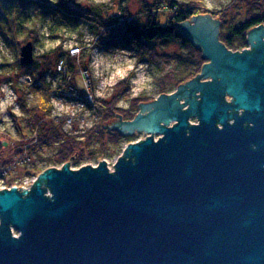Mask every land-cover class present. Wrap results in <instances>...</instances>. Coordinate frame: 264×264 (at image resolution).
<instances>
[{"label":"water","instance_id":"95a60500","mask_svg":"<svg viewBox=\"0 0 264 264\" xmlns=\"http://www.w3.org/2000/svg\"><path fill=\"white\" fill-rule=\"evenodd\" d=\"M220 25L210 13L177 24L209 62L173 93L140 103L133 119L117 114L121 121L106 124L152 133L130 143L114 171L104 161L67 163L31 190H0V264H264V170L242 153L264 150V121L229 124L214 94L228 84L243 117L262 116L264 24L247 32L252 50L241 51L220 40ZM34 61L28 41L20 63ZM202 78L212 81L192 87ZM198 89L201 99L187 105Z\"/></svg>","mask_w":264,"mask_h":264},{"label":"trees","instance_id":"16d2710c","mask_svg":"<svg viewBox=\"0 0 264 264\" xmlns=\"http://www.w3.org/2000/svg\"><path fill=\"white\" fill-rule=\"evenodd\" d=\"M85 1L90 4V0H0V34L11 45H15V40H19L17 45L20 47L25 42L33 40L35 43L39 40V25L46 18L51 19L52 24L58 23L61 27L71 26L73 23L79 24L80 20H84L94 28L96 35L94 44L97 46L104 47L107 51L130 47L136 52L140 61H146L155 66L161 79L162 92H167V84L178 86L200 71L203 61L200 55L196 54L200 50L180 34L177 24L194 15L206 14L208 11L203 7L193 5L194 2L181 3L177 0H141L142 13L140 14L133 15L126 8L118 15L111 13L105 15L103 11L110 10L106 5L90 4L91 9L85 11L76 7ZM242 1L248 5V16L245 19L234 23L228 22L226 17L221 16L224 24L222 31L228 38L227 43L230 48L247 46V31L256 25L264 24V0ZM212 13L219 15V13ZM163 18H165L164 22ZM57 36L59 37L60 34ZM169 42L179 43L188 52L181 54L162 52L161 49ZM62 46L60 43L56 49L36 57L29 66L21 65L18 53L16 60L18 74L28 75L31 79L25 84L19 81L15 83L21 92L18 99L21 114L13 115L17 131L23 138L36 133L38 144L35 148L42 149L47 146L51 152L56 149L55 153L47 157L48 163L70 160L78 151L80 156L76 159L80 160L86 154L82 145L84 142L102 141L101 139L105 136L118 144L124 136L110 129L106 124L116 114L122 113L124 118L129 120L134 116L130 109L124 111L117 105L126 91V88L118 89L110 99L95 96L96 102L93 108L97 112V119L92 128L80 135V139L65 132L62 126L65 125L67 117L65 116L66 119L63 118L59 122L55 120L52 114L51 95L71 93L70 96L74 98L79 96L82 100L83 94L73 79V73L76 74L80 70L81 59L77 55H72L69 50L63 49ZM78 49L81 50L80 47ZM51 56H54V60ZM61 63L65 64V67H70L68 72L71 78L64 77L58 88L54 89L47 81L46 74L54 65L62 66ZM84 68L88 69V67ZM140 100V97L133 99L132 106L138 104ZM128 112H130L129 115H127ZM95 154L94 151L90 153L92 157Z\"/></svg>","mask_w":264,"mask_h":264},{"label":"rangeland","instance_id":"374dc122","mask_svg":"<svg viewBox=\"0 0 264 264\" xmlns=\"http://www.w3.org/2000/svg\"><path fill=\"white\" fill-rule=\"evenodd\" d=\"M177 1L181 3L194 2L193 5L203 7L204 10L208 11L207 13L212 14L214 18H218L221 22L219 37H221V31L224 29L222 15L226 17L228 22L234 23L248 16V5L242 0ZM90 4L109 7L110 10L103 11L105 15L109 13L118 15L126 8L133 15L142 13L141 0H90ZM90 4L85 1L76 7L84 11L90 10ZM212 12L219 13V15H214ZM162 21L164 22L165 18ZM227 24L225 25L227 26ZM39 34V40L33 42L35 58L47 51L56 49L61 43L63 49L69 50L72 55H77L81 59L80 70L76 74L73 73V79H75L77 88L83 94L82 100L79 96L77 98L70 96L71 93L69 95L68 93H54L51 95L52 114L55 120L59 122L63 118L66 119V116L65 125L62 126L63 129L79 139L80 135L92 128L97 119V112L93 108L96 102L95 96L110 99L118 89L123 90V88H126L117 105L122 107L121 109L124 111L130 109V112L134 113V118L140 112V103L154 101L161 94L173 93L179 87V85L167 84V92H162L160 88L161 79L155 66L146 61H140L136 52L130 47L107 51L104 47L97 46L94 44L96 39L94 28L84 20H80L79 24L73 23L71 26L61 27L58 23L52 24L51 19L46 18L39 25ZM58 34H60L59 37ZM220 40L222 41L221 38ZM15 41L18 48L13 44H9L0 34V190H4L1 189L4 186L9 187L7 189L17 186V188H20H18L19 190L30 186L29 189L31 190L44 171L50 168L62 169L67 163H70L69 166L76 170L86 165H99L104 161L109 169L113 170L115 162L124 155L125 149L130 143H135L140 138H142L140 141L147 138L144 136L147 132L135 131L132 134H126L109 127L124 136L118 144L110 141L109 137L105 136L101 139L102 141L84 142L82 145H84L86 154L80 160L76 159L80 156L78 151L70 160L48 163L47 157L55 153L56 149L51 152L47 146L42 149L35 148L38 144L37 134L33 133L29 136V141L27 137L23 138L17 131L13 117V115L20 116L21 114L18 103L21 92L18 90V85L15 86V83L19 81V83L25 84L31 80L28 75L20 76L18 74L19 69L16 60L17 53L19 54L18 60H20L22 45L19 47L17 45L19 40ZM78 47L81 48L80 51ZM161 51L166 54L188 52L186 48L176 42H169ZM51 59L54 60V56H51ZM39 62L41 63V60ZM61 65H54L46 74L47 81L54 89L58 88L64 77H67L66 79L71 78L70 72H68L70 67H65L63 63ZM84 67H88V69L86 70ZM25 76L29 79L24 78L22 80ZM88 96L91 98L89 99ZM136 97H140L141 100L134 107L132 103ZM122 119L129 120L125 119L123 115ZM122 119L116 114L108 123H117ZM92 151L96 152L94 157L90 155ZM47 192L49 193L47 195L51 196L49 190ZM12 234L17 236L19 231L13 227Z\"/></svg>","mask_w":264,"mask_h":264},{"label":"flooded vegetation","instance_id":"af4514ba","mask_svg":"<svg viewBox=\"0 0 264 264\" xmlns=\"http://www.w3.org/2000/svg\"><path fill=\"white\" fill-rule=\"evenodd\" d=\"M248 32V31H247ZM222 41L224 42V44H226V46L228 48H230V46L228 45L227 43V37L225 35V33L223 31H221V37ZM246 40H247V43L248 45L245 46V47H242V48H231V50L233 51H238V50H243V49H248V50H252V44L248 41V33H246ZM196 54H199L200 55V59L201 61H203L201 63V68H200V71H198L194 76H192L190 79H188L187 81L197 77V75H199L202 71V67L204 66L205 63H208L209 60L208 59H205L203 57V53L200 49V52L199 53H196ZM221 78L218 80L220 81ZM185 81V82H187ZM209 81H212V78H202L200 80V82H193L192 83V87L194 88H198L199 86V83H206V82H209ZM184 82V83H185ZM227 86H221L219 87L217 90L214 91V94L217 96L219 102L224 105V106H227L228 107V110H227V121L229 124H233L235 122H237L239 119H263L264 121V111L262 112V116L261 117H243V113L245 112V109L242 108V107H239L238 105H235V99H234V93L232 91H230L229 89V85L226 84ZM212 86H210L209 88L211 89ZM194 93H189V94H186L184 100L187 101V105H190L191 103H195V102H198L200 99H201V92L200 90H195L193 91ZM190 101V102H189ZM189 122L191 124H198L200 121H199V117L196 115V116H192L191 119H189ZM218 126L220 127L221 125L218 124ZM242 126L244 128H249L251 126H253V123L250 122V121H243L242 122ZM243 154L245 155H248V156H251L250 158H246L247 160L248 159H251V160H254V165L256 167H261L262 170H264V150L263 151H260L259 149H257L255 147V145L253 144L252 147L250 149H248V151L246 152H242ZM249 161V160H248ZM243 164H245V158H244V162ZM254 185V184H252ZM264 187V185H263Z\"/></svg>","mask_w":264,"mask_h":264},{"label":"built area","instance_id":"2783aa9c","mask_svg":"<svg viewBox=\"0 0 264 264\" xmlns=\"http://www.w3.org/2000/svg\"><path fill=\"white\" fill-rule=\"evenodd\" d=\"M24 78L25 79H29V77H27V76H25V77H23L22 78V80H24ZM89 97V96H88ZM91 97H89V99H90ZM145 137H149V136H152V133H146L145 135H144ZM162 136V134H159V133H153V137H154V139L155 140H157L158 138H160ZM142 138H140V139H138L137 140V142H139L140 140H141ZM115 165H116V162H115ZM98 165H95L94 167H97ZM115 170V168L113 169V170H111V171H114ZM11 187V186H10ZM15 187H17V186H15ZM7 188H9V187H7V186H4V187H1V189H7ZM19 188V187H18ZM28 188V189H27ZM27 188H25V189H22V191L23 190H30L29 188H30V186L29 187H27ZM20 189V188H19ZM49 194V193H48Z\"/></svg>","mask_w":264,"mask_h":264},{"label":"bare ground","instance_id":"6f19581e","mask_svg":"<svg viewBox=\"0 0 264 264\" xmlns=\"http://www.w3.org/2000/svg\"><path fill=\"white\" fill-rule=\"evenodd\" d=\"M249 30H250V29H249ZM249 30H248V31H249ZM229 50H231V48H229ZM232 51H233V50H232ZM238 51H240V50H238Z\"/></svg>","mask_w":264,"mask_h":264}]
</instances>
